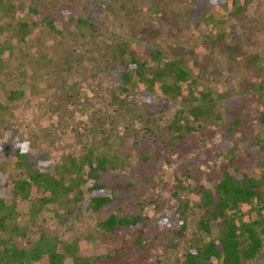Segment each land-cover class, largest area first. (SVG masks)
Wrapping results in <instances>:
<instances>
[{
  "label": "rangeland",
  "instance_id": "1",
  "mask_svg": "<svg viewBox=\"0 0 264 264\" xmlns=\"http://www.w3.org/2000/svg\"><path fill=\"white\" fill-rule=\"evenodd\" d=\"M30 6L61 16V34L32 25ZM0 23V183L13 169L9 153L17 146L31 143L29 149L36 156L48 152L49 161L90 147L95 155L121 157L109 175L122 179L117 199L92 219L110 213L142 219L116 234L88 221L63 228L49 214L44 221L27 218L28 203L16 199L21 246L46 229L62 235L66 256L87 264H182L209 240L191 213H202L196 188L207 187L223 163L254 179L264 197V0H0ZM128 49L147 60L160 56L154 63L165 56L181 60L186 77L177 96L162 93L146 75L126 82L110 51ZM122 86L132 89L123 97L127 103L119 101ZM195 107L202 110L198 121L190 115ZM41 131L50 144L33 139ZM134 131L142 137L136 146ZM236 219L260 231L264 206L240 209ZM260 235L258 252L239 264H264Z\"/></svg>",
  "mask_w": 264,
  "mask_h": 264
},
{
  "label": "trees",
  "instance_id": "2",
  "mask_svg": "<svg viewBox=\"0 0 264 264\" xmlns=\"http://www.w3.org/2000/svg\"><path fill=\"white\" fill-rule=\"evenodd\" d=\"M247 4L248 1L237 10L243 9ZM165 11L163 9L162 13L165 14ZM26 14L32 16V25L36 26L41 22L49 30L61 34V16L45 14L37 6H30ZM23 26L27 25L22 24V35L28 32ZM2 30L0 23V32ZM110 52L112 60L122 67V76L126 82L130 83L131 78H134V83H137L146 75L151 82L157 79L162 93H171V97L179 93L181 83L186 77L181 60L165 56L162 61L154 63L161 59L160 56L147 60L133 49ZM168 78L173 79L171 84L166 83ZM131 90V87L122 86L123 94L119 101L129 102L124 98L131 97ZM7 95L12 98V90H8ZM116 96L118 97L117 94ZM120 110H124L123 105ZM200 112L201 108L195 107L190 115L197 120V114ZM228 130H231V127H228ZM41 132L33 139L46 137L47 141L49 134L46 131ZM156 136L161 141L159 134ZM132 137L134 146L142 138L136 131ZM48 143L51 141L48 140ZM28 146L31 147V143ZM28 146H17L11 154L9 153L13 169L8 174V179H5L3 184L0 183V264H87L81 257L65 255L61 247L63 238L58 232L52 234L42 229L36 239L29 241L27 246L18 244L15 238V233L20 231L15 223L18 215L16 199L28 203L27 218L39 216L44 221L47 219L45 214H49L50 218L63 228L75 220L88 221L103 232L116 234L118 230L128 229L141 222V216L133 214L110 213L103 219H92L93 214H98L102 207L114 202L118 197V180L122 179L119 173L114 174L115 178H111L109 170H114L121 157L115 154L95 155L94 150L88 147L82 155L73 156L67 152L61 155V159L49 161L48 152L43 151L36 156ZM260 149H264L263 146H260ZM138 158L147 160L141 152ZM226 165L230 164L223 163L218 176L209 177L207 187L196 188L203 211H192L191 221L199 234L207 235L209 240L187 253L182 264H239L242 258L253 257L262 244L260 232L264 234V226L259 231L252 221H238L236 212L247 209L252 213L254 208L264 206V197L255 190L257 183L254 179L244 174H236ZM3 169H0L1 178H4ZM260 182L264 183V172L261 173ZM5 198H9L10 202L7 203ZM183 205L186 208L190 203ZM140 231L136 238L139 243L143 239L142 232H147V225L143 224Z\"/></svg>",
  "mask_w": 264,
  "mask_h": 264
}]
</instances>
